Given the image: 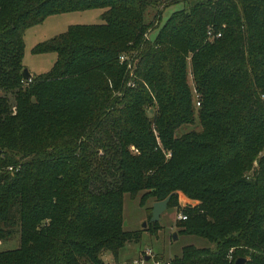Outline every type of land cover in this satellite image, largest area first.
<instances>
[{"label": "trees", "instance_id": "obj_1", "mask_svg": "<svg viewBox=\"0 0 264 264\" xmlns=\"http://www.w3.org/2000/svg\"><path fill=\"white\" fill-rule=\"evenodd\" d=\"M176 1L0 0V240L19 233L0 264L117 261L141 235L123 224L139 191L196 200L176 225L213 242L149 264H264V0H196L160 24ZM91 8L100 22L32 46L56 59L25 78L26 29Z\"/></svg>", "mask_w": 264, "mask_h": 264}, {"label": "rangeland", "instance_id": "obj_2", "mask_svg": "<svg viewBox=\"0 0 264 264\" xmlns=\"http://www.w3.org/2000/svg\"><path fill=\"white\" fill-rule=\"evenodd\" d=\"M196 0H179L174 3L159 5L161 10L162 24L167 16L175 9L188 8ZM98 8L85 9L82 11H71L65 13H56L48 15L42 22L30 26L24 33V55L23 63L25 67L31 72H42L48 70L56 59L55 52L46 53H34L32 52V46L38 41L52 36L66 28L70 23H92L100 22ZM155 13V7H149L145 14V20L149 21L153 18ZM157 28L153 29L147 36L153 38ZM190 70V68H188ZM189 82L194 87L191 80V74H188ZM3 93L0 91V94ZM194 93L195 105H199L196 102L198 95ZM10 96V93H8ZM199 129L200 124L196 117L195 122L188 123L182 126L179 132H184L189 129ZM139 191L134 197L129 193L123 195V216L126 221L125 227L127 229H140V238L136 241H127L118 251L117 261L126 264H132L136 258L143 259V264H149L153 262L156 257L159 260H170L175 254H179L181 247L185 244L192 243L195 246H208L212 247L213 242H209L207 239L194 235V234H183L181 227L176 225L177 213L183 210V206L188 204L197 203L186 196L181 191H178V200L180 208L178 207H167L157 220L160 224L156 233H151L147 228L149 222H152L147 218L146 206H151L154 198L152 196H146L143 198V203L140 202L142 193ZM175 233V235H174ZM19 242V233H14L13 236L7 240H0V249L12 248L17 246ZM106 262H115V258L110 251H107L104 255Z\"/></svg>", "mask_w": 264, "mask_h": 264}, {"label": "water", "instance_id": "obj_3", "mask_svg": "<svg viewBox=\"0 0 264 264\" xmlns=\"http://www.w3.org/2000/svg\"><path fill=\"white\" fill-rule=\"evenodd\" d=\"M23 76L25 78H28L30 76V72L28 70L27 67H24L22 70ZM171 197V193L167 194L164 198L162 199H158V200H154L152 203V208H151V216H150V220L151 221H157L160 219L161 213L168 207V201ZM123 224L126 225V221H123ZM175 235V233H174ZM246 257L244 256H238L235 261L234 264H245L246 262Z\"/></svg>", "mask_w": 264, "mask_h": 264}, {"label": "built area", "instance_id": "obj_4", "mask_svg": "<svg viewBox=\"0 0 264 264\" xmlns=\"http://www.w3.org/2000/svg\"><path fill=\"white\" fill-rule=\"evenodd\" d=\"M208 34H209L210 37L214 36L213 33L211 32V30H208ZM219 34H220V32L216 33V35H219ZM120 59L121 60H127V66L131 67L132 63H131V61L129 60V57L126 54H121L120 55ZM196 102L199 103L198 99L196 100ZM177 218L178 219H185L186 215L182 211H179L177 213ZM143 262H144L143 259L136 258V259L133 260L132 264H143ZM106 264H126V263L115 261V262H106Z\"/></svg>", "mask_w": 264, "mask_h": 264}, {"label": "crops", "instance_id": "obj_5", "mask_svg": "<svg viewBox=\"0 0 264 264\" xmlns=\"http://www.w3.org/2000/svg\"><path fill=\"white\" fill-rule=\"evenodd\" d=\"M70 12H71V11H70ZM63 13H65V12H63ZM98 13H100V11H98ZM69 24H70V23H69ZM66 27H67V26H66ZM65 29H66V28H65ZM65 29H64V30H65ZM62 31H63V30H62ZM60 32H61V31H60ZM49 37H50V36H49ZM47 38H48V37H47ZM42 40H43V39H42ZM38 41H40V40H38ZM38 41H37V42H38ZM30 72H31V71H30ZM31 73H33V72H31ZM35 73H39V72H35Z\"/></svg>", "mask_w": 264, "mask_h": 264}]
</instances>
